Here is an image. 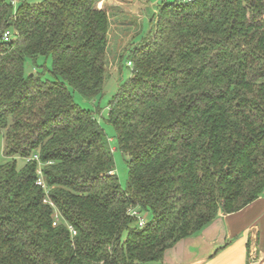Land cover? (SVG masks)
I'll return each instance as SVG.
<instances>
[{"label":"trees","instance_id":"1","mask_svg":"<svg viewBox=\"0 0 264 264\" xmlns=\"http://www.w3.org/2000/svg\"><path fill=\"white\" fill-rule=\"evenodd\" d=\"M102 1L0 0V264H163L264 193V0L153 5L148 34L117 55L132 75L109 106L127 190L107 134L74 100L110 78ZM39 57L55 80L26 75ZM36 155L48 196L26 161ZM134 209L151 220L141 227Z\"/></svg>","mask_w":264,"mask_h":264},{"label":"rangeland","instance_id":"2","mask_svg":"<svg viewBox=\"0 0 264 264\" xmlns=\"http://www.w3.org/2000/svg\"><path fill=\"white\" fill-rule=\"evenodd\" d=\"M175 1V0H169ZM156 0H103L98 7L106 9L110 14L111 31L110 45L108 50V71L110 78L107 80L103 94L94 100L83 98L80 94H74L75 102L85 110H89L99 121L101 127L110 142L114 160L115 172L120 180L123 190H127L129 180V169L127 166V156H124L119 150L118 139L115 130L108 123L110 102L118 92L119 87L127 82L132 75L131 68L124 61L122 65H117V55L131 42L134 37L140 33L146 36L149 32V17L153 14V5L159 4ZM141 38V37H140ZM136 42L140 39L136 36ZM52 58L39 57L36 62L28 59L25 64L26 75L42 74L44 79L55 80L52 71ZM4 143L0 144V161H4ZM25 160H18V168L25 166ZM142 218L150 221L152 214L142 213Z\"/></svg>","mask_w":264,"mask_h":264},{"label":"crops","instance_id":"3","mask_svg":"<svg viewBox=\"0 0 264 264\" xmlns=\"http://www.w3.org/2000/svg\"><path fill=\"white\" fill-rule=\"evenodd\" d=\"M103 2V1H102ZM163 264H264V193L166 252Z\"/></svg>","mask_w":264,"mask_h":264},{"label":"built area","instance_id":"4","mask_svg":"<svg viewBox=\"0 0 264 264\" xmlns=\"http://www.w3.org/2000/svg\"><path fill=\"white\" fill-rule=\"evenodd\" d=\"M156 1H159V0H156ZM180 1H183V2H191L192 0H180ZM10 36H11V32L10 31H7L4 34V39H8ZM128 66H132V64L131 63H128ZM26 161L27 162H33V161L38 162L39 167L37 169V173H38L37 185L40 186V187H42L43 190L45 191L46 195L48 196L49 188L46 185V182L44 180V176H43V172H42L43 164L40 161L39 156L36 155V156H32V157L26 158ZM45 202L46 203H50V205H52L54 207L53 203L50 201V199L48 197L45 199ZM130 214L133 217H135V218L138 219L139 225L141 227L145 226V224L147 223V220L144 219V218H142V216H141L142 213L139 212L138 210H135V209L134 210H131L130 211ZM54 218H55V220H54L53 225L54 226H57L60 223V214L57 211H56V214L54 215ZM69 229H70L72 235L75 236L76 235V231L74 230V228L72 226H69Z\"/></svg>","mask_w":264,"mask_h":264}]
</instances>
